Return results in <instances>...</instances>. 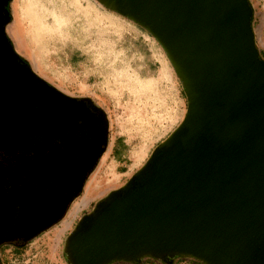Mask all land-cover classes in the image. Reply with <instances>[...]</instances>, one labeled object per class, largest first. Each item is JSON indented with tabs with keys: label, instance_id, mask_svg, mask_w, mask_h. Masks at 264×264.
<instances>
[{
	"label": "water",
	"instance_id": "obj_1",
	"mask_svg": "<svg viewBox=\"0 0 264 264\" xmlns=\"http://www.w3.org/2000/svg\"><path fill=\"white\" fill-rule=\"evenodd\" d=\"M0 0V131L23 137L68 99L21 61ZM159 43L182 83L181 124L121 188L83 216L65 241L68 264L189 257L203 264H264V60L248 0H97ZM0 160V247L29 242L59 222L49 159ZM34 180V183H28ZM38 180L40 183L38 184Z\"/></svg>",
	"mask_w": 264,
	"mask_h": 264
},
{
	"label": "rangeland",
	"instance_id": "obj_2",
	"mask_svg": "<svg viewBox=\"0 0 264 264\" xmlns=\"http://www.w3.org/2000/svg\"><path fill=\"white\" fill-rule=\"evenodd\" d=\"M248 2L255 45L264 60V0ZM8 4L5 34L21 61L59 92L91 100L109 122L108 149L63 218L22 248L0 250L3 264H68L65 241L78 221L124 186L181 124L187 98L159 43L97 0ZM83 200L88 202L81 207ZM177 264L191 263L179 259Z\"/></svg>",
	"mask_w": 264,
	"mask_h": 264
},
{
	"label": "flooded vegetation",
	"instance_id": "obj_3",
	"mask_svg": "<svg viewBox=\"0 0 264 264\" xmlns=\"http://www.w3.org/2000/svg\"><path fill=\"white\" fill-rule=\"evenodd\" d=\"M63 95L68 99L56 100L57 103H61L56 109V120L50 121L46 127L42 126L39 131L26 137H23L22 133L15 135L12 129L0 131V160L10 157L7 152L11 154L27 152L34 159L42 157L49 159L55 172L43 182L54 200L52 208L70 198L77 189L79 179L84 178L81 191L71 197L66 214L74 200L83 192L88 177L94 172L108 149L109 122L102 109L88 98ZM28 183H34V180H29ZM37 183L39 184L40 181L38 180ZM7 189V186L1 187L0 195L6 194ZM92 210L93 208L91 212ZM24 245L25 242L17 241L2 245L0 250L4 246L18 250ZM149 259L152 260L150 264H177L179 259H185L191 264H203L193 258L180 256H175L171 260L168 257L162 259L142 257L139 262L119 263L142 264ZM114 263L117 262L109 264ZM0 264H3L1 258Z\"/></svg>",
	"mask_w": 264,
	"mask_h": 264
},
{
	"label": "crops",
	"instance_id": "obj_4",
	"mask_svg": "<svg viewBox=\"0 0 264 264\" xmlns=\"http://www.w3.org/2000/svg\"><path fill=\"white\" fill-rule=\"evenodd\" d=\"M28 48H30V47L26 46V49H27L26 51H28ZM89 201H90V200H89ZM87 202H88V201H86V200H83V202H82V204H81V207H84V206H86ZM81 207H80V208H78V210H79V209H81ZM76 212H77V210L74 212V214H75ZM68 224H69V223H68V222H66V223H65V226H64V228L68 227V226H69ZM64 228H63V229H64Z\"/></svg>",
	"mask_w": 264,
	"mask_h": 264
},
{
	"label": "trees",
	"instance_id": "obj_5",
	"mask_svg": "<svg viewBox=\"0 0 264 264\" xmlns=\"http://www.w3.org/2000/svg\"><path fill=\"white\" fill-rule=\"evenodd\" d=\"M9 5V4H8ZM7 5V6H8ZM7 6H6V11H7ZM251 27H252V19H251ZM149 33V32H148ZM150 34V33H149ZM151 35V34H150ZM152 36V35H151ZM259 57H260V55H259ZM20 58V57H19ZM261 58V57H260ZM263 60V59H262ZM186 96V95H185ZM181 258H187V257H182V256H180Z\"/></svg>",
	"mask_w": 264,
	"mask_h": 264
}]
</instances>
